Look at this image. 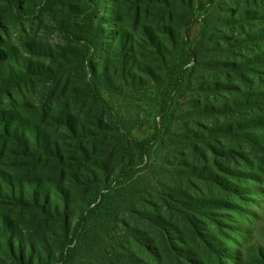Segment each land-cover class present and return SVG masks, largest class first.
<instances>
[{"label":"trees","instance_id":"1","mask_svg":"<svg viewBox=\"0 0 264 264\" xmlns=\"http://www.w3.org/2000/svg\"><path fill=\"white\" fill-rule=\"evenodd\" d=\"M4 1L21 17L56 0ZM81 1L58 49L31 42L25 56L0 36V97L46 84L34 114L0 107L13 165L0 168V264H264V12L208 0L210 25L207 5L159 0L199 9L200 26L181 39L144 26L158 66L141 67L131 31L108 28V0ZM145 85L151 124L112 98Z\"/></svg>","mask_w":264,"mask_h":264},{"label":"rangeland","instance_id":"2","mask_svg":"<svg viewBox=\"0 0 264 264\" xmlns=\"http://www.w3.org/2000/svg\"><path fill=\"white\" fill-rule=\"evenodd\" d=\"M42 0H23L24 7L32 6L40 3ZM172 1V0H169ZM221 1L229 11H237L239 9H258L260 12H264V5L246 4L244 0H236L234 3L231 0H215V4ZM195 4L207 5L209 11H207V21L211 25L214 22V3L212 6L208 0H194ZM81 0H56L55 3L47 10L40 11L38 13H22L21 17L14 16L12 11L6 10L9 5L6 1L0 0V12L2 13V23L0 24V36L6 39H10L14 44L19 46L23 55L29 53V43L38 42L45 45V48L53 47L58 49L62 44H67V40L63 37V33L59 27V21L62 16L65 15L70 9L79 8L83 6ZM106 8L110 10V15L115 16L113 22L108 28L116 30L119 27H123L131 31L134 35L135 45L137 47V59L139 60V66L144 67L146 64L151 66H158V62L154 58L151 48L147 46L144 38V26H153L156 28L163 38L169 37L168 28H173L177 32L178 38L184 37L186 30L191 22L192 35H195L199 28V21L197 18L200 14V10H195L194 14L190 13L184 8H176L173 11H169L164 8V5L159 0H151V2L135 3V0H108L106 2ZM104 16H109L105 11ZM208 24V25H209ZM253 28L246 27L245 31ZM223 29V28H222ZM223 31L230 32L227 29ZM231 36H240L238 31L229 33ZM229 35V36H230ZM110 48L108 54H111V47L116 44L117 39L110 41ZM111 57L116 58L115 54H111ZM141 71V70H140ZM141 90H128L126 92H115L112 95L113 101L116 103L118 111L125 117L138 116L144 119L148 123H152L153 119L159 116L157 112L158 97L153 87L145 85L140 88ZM46 92V84L40 80L35 81L34 85H30L23 91L15 89L10 95L6 94L0 97V107L9 108L14 105H18L24 114H34L36 110L33 103L40 104V98ZM33 106H32V104ZM88 109L83 110V117L87 115ZM63 140L61 132L58 134ZM10 149L1 153L0 145V168L12 169V159ZM50 240L53 245V249L56 253H59V243L57 235L50 234Z\"/></svg>","mask_w":264,"mask_h":264}]
</instances>
